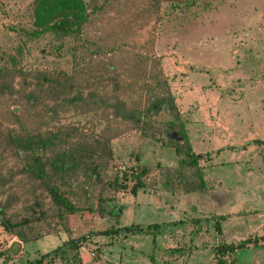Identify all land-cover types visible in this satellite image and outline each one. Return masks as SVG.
Returning <instances> with one entry per match:
<instances>
[{"label": "trees", "instance_id": "trees-1", "mask_svg": "<svg viewBox=\"0 0 264 264\" xmlns=\"http://www.w3.org/2000/svg\"><path fill=\"white\" fill-rule=\"evenodd\" d=\"M180 1L88 0L86 4L82 0H32L27 6V22L11 29L18 41L0 46V226L4 231L22 242L29 240L23 231L29 225L27 218L12 221L5 217V209L14 201L25 204L32 215L36 212L40 217H44L41 200H47L49 209L59 218L80 211L64 188L71 189L70 183L80 177L84 186L93 181L100 183L99 171L105 165L102 167L94 159H109V141L128 131H136L141 139L173 151V169L155 165L166 180L164 187L182 193L206 189L167 79L146 49L151 41L139 46L131 41L133 32L158 20L160 3ZM42 35L53 41L67 39L72 59L70 73L40 71L22 64L24 45ZM90 101L103 107L104 128L98 135L90 137L81 129L53 123L70 106ZM164 110L170 121L158 129L149 119ZM148 172L145 167L121 172L100 188L128 190L134 195L145 188L142 178ZM22 182L31 187L28 195L17 194ZM99 199L97 196L96 206L102 212ZM106 213L118 217L119 207L112 206ZM155 227H111L97 234L132 235ZM82 240L84 237L68 240L28 264L50 262L63 255L66 248H77L76 243ZM248 242L246 239L234 246H221L215 253L232 255ZM216 264H222L221 260L217 259Z\"/></svg>", "mask_w": 264, "mask_h": 264}, {"label": "crops", "instance_id": "crops-1", "mask_svg": "<svg viewBox=\"0 0 264 264\" xmlns=\"http://www.w3.org/2000/svg\"><path fill=\"white\" fill-rule=\"evenodd\" d=\"M247 3L246 8L259 9L260 16L233 11L232 2H224L228 12L217 22L219 33L212 43L189 30L180 53L163 61L206 189L171 191L158 177L152 187L124 195L118 227L156 225L148 231L157 255L153 264H216L217 259L222 264H264V179L258 172L264 170V97L254 98L252 114H247L230 107L211 85L220 73L249 83L264 72V0ZM153 155L156 164L174 168L171 149L159 148ZM246 239L244 248L232 255L215 253Z\"/></svg>", "mask_w": 264, "mask_h": 264}, {"label": "rangeland", "instance_id": "rangeland-1", "mask_svg": "<svg viewBox=\"0 0 264 264\" xmlns=\"http://www.w3.org/2000/svg\"><path fill=\"white\" fill-rule=\"evenodd\" d=\"M31 1L0 0L1 47H8L18 41L16 33L11 29L27 22L26 8ZM82 1L86 4L88 2V0ZM224 2H232L231 10L233 11L248 12L254 17L260 16L259 9H250L249 7L248 10L246 8L248 7L247 0H181L178 4L162 2L159 4L158 20L140 31L133 32L131 41L139 46L150 40L151 43H148L146 49L156 58L162 71L164 59L171 54L178 55L180 53L182 37H185L189 30L193 35L205 40L206 43L215 38L216 32L219 33L216 24L218 21L225 20L224 17L228 12L227 8H222ZM69 47L67 39L53 41L48 35H42L24 45L22 64L40 71L70 73L72 59ZM174 59L180 60L177 57ZM166 79L170 88L168 77ZM248 81L249 83L239 78L230 79L229 76L220 73L217 81L214 80L211 85H214L215 90L217 88L216 92L220 93L219 97L226 99L230 107L233 105L232 108L237 107L238 110L248 114L254 108V98L264 97V72H259L256 77L248 79ZM241 101H244L243 105ZM108 102L112 103V100L110 99ZM84 103L70 106L64 113L59 114L53 123L56 126H71L73 129H81L85 135L90 137L98 135L104 128V121L101 117L103 107H99L96 102L90 101L83 105ZM255 108L258 110V107L255 106ZM169 118L170 116L164 110L150 117L149 120L154 127L161 129ZM115 127L123 129L122 125ZM73 137L76 138V136ZM90 141L91 139H86V142ZM159 148V144L141 139L136 131H128L112 138L108 143L110 158L94 159L102 167L105 165L99 171L101 182L93 181L90 185L84 186L85 183L80 177L70 183L71 189L64 188L63 190L72 205L80 209L76 213L64 214L59 218L49 209L50 205L47 200H41L44 217H40L36 212L35 215H32L29 207L20 201L12 202L9 208L5 209V217L12 221L27 218L29 225L23 231L29 240L22 242L14 234L4 231L0 226V264H28L68 240L75 241L81 237H84V240L76 243L77 248H66L63 255H57L50 262L45 261L42 264H153L157 255L154 254L155 244L148 231L144 230L132 235L119 233L107 236L97 233L107 231L111 227L120 228L118 227V217L111 216L106 211L112 206H119L124 195L129 193L128 190L114 192L105 186L100 188V185L104 181L106 183L111 181L115 175L121 172L127 173L145 167L149 171L147 177L142 178L145 188L152 187L155 179L158 180L160 177L158 170L157 172L154 170L156 163L153 155ZM258 172L264 179V170ZM127 185L129 187L130 182ZM15 190L14 187V192ZM30 190V185L27 182H22V185L17 189V194L25 196L29 194ZM98 192L99 195H97ZM97 196L101 200L99 205L102 212L96 206ZM1 200L3 198H0ZM88 208L91 210L90 212H88ZM31 237L36 239H30ZM18 251L19 255L16 256ZM242 255H244L243 252H240L239 256ZM239 260L241 261V259Z\"/></svg>", "mask_w": 264, "mask_h": 264}]
</instances>
